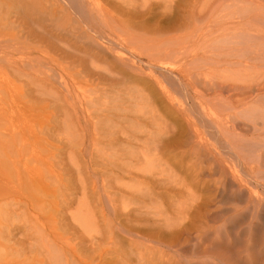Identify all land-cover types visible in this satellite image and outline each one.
I'll return each mask as SVG.
<instances>
[{"label":"bare ground","instance_id":"6f19581e","mask_svg":"<svg viewBox=\"0 0 264 264\" xmlns=\"http://www.w3.org/2000/svg\"><path fill=\"white\" fill-rule=\"evenodd\" d=\"M137 1L135 4L128 0H0V175H4L5 162L13 164L11 172L25 158L36 160L38 157L40 163L43 143L49 145L54 133L69 130V127L61 128L63 123L58 118L66 115L71 106L75 117L81 115L86 127L92 125L97 135L111 130L114 137L105 142L116 146L113 162L118 161V168H122L121 159L128 158L138 165L149 156L156 158L151 148L162 155L158 148L169 152L187 145L191 151L186 148V153L192 155V161L186 169L193 171L202 166V172L217 175V189L221 188L229 202L242 198L244 210L250 212V217L252 214L258 216L264 210V199L258 197L256 191L252 192L250 188L246 191V188L254 180L256 186L264 189V163L261 161L264 152L260 151L258 155L254 152V149L264 147V142H246L239 137V129L245 124L248 130L264 131V0H239L243 5L237 11H230L233 14L229 16L215 13L216 7L221 5L220 0H157L155 4H161L160 11L153 3L149 6L148 0ZM74 22L78 24L76 30L72 26ZM192 22H197L198 26L191 29ZM165 26L169 27L170 33L160 28ZM87 33L92 37L85 40L83 34ZM181 34L182 37L177 38ZM195 35L209 38L200 44L204 55L202 65L195 64L198 45L196 40H190ZM165 42L174 44L176 50L165 48L167 45H162ZM49 51L71 57L73 63H78L75 65L77 70L66 71L65 76L75 79L76 74L84 72L94 76L89 80L94 81L95 89L99 86L98 89L104 92H113L107 95L108 98L84 99L75 111L73 98L66 97L75 91L68 88L63 76L59 75L57 89L62 96L56 94L58 100H52L54 123L46 128L48 138H40L38 133L42 132L36 131L38 117L30 93L36 88L40 94L45 86L44 81L39 82L42 76L37 68L43 66L45 60H52ZM42 53L47 57L35 62L33 55ZM88 59L105 65V69L98 70L96 66L87 69ZM157 72L164 79L159 80ZM164 80L170 84L172 80L176 82L173 89L163 85ZM74 97L78 102L76 94ZM50 101H45L46 105ZM16 116L24 120L15 121ZM198 126L211 131L214 140L219 135L220 149L228 151L234 158L231 170L216 151L215 144L200 136ZM19 132L27 134L28 146L23 154L28 156L6 152L10 136ZM122 144H126L128 152L123 151ZM60 154L56 163L66 168L65 157ZM256 155V176L260 180L250 178L251 181L244 183L234 171L239 168L245 175L246 171H253V161L248 157ZM148 162L149 166L158 164L154 160ZM24 166L29 174L37 172L36 168ZM243 166L246 171L241 168ZM140 170L146 171L145 167L128 170L138 183L142 179L155 178L156 173L159 175L156 170L152 173H141ZM227 172H230V180ZM3 184L4 179L0 180V194L5 190L1 188ZM158 195L159 192L153 189L130 187L128 198L143 204L156 200ZM236 209L233 210L238 211ZM125 211L114 209L107 215L98 212L105 232L98 225L95 214L79 217L63 211L47 215V226L43 217L33 215V226L21 229L27 231L26 236L21 233L23 237L11 242L6 251L0 252V257L8 254L25 256L32 250L39 258L25 257L28 264H207L205 259L186 261L185 254L186 262L182 263L179 258L187 249L178 240H167L159 232H147L142 225L123 226V223H129L128 216L136 217L132 220L138 216L134 210ZM230 220L234 222L235 219ZM74 230L78 231L75 236L78 241L72 245L68 235L74 236ZM7 236L8 232L0 228V237ZM29 239L34 240L33 244ZM193 246L191 257L204 256L199 254L198 246ZM94 251H98L96 256ZM0 264L6 263L0 261Z\"/></svg>","mask_w":264,"mask_h":264},{"label":"rangeland","instance_id":"374dc122","mask_svg":"<svg viewBox=\"0 0 264 264\" xmlns=\"http://www.w3.org/2000/svg\"><path fill=\"white\" fill-rule=\"evenodd\" d=\"M128 1L135 3V0ZM148 1H150L148 3L149 6L153 3L157 11L161 10V4H155L157 0ZM137 2H140V0ZM189 4L191 5V3ZM220 4L221 5L216 7L215 13L220 12V15L227 13L229 16L233 14L230 11H237L236 9L242 6L243 2L239 0H220ZM220 17L223 19L222 16ZM73 24L72 26L74 30H76L78 24L76 22ZM160 25L162 26L163 24ZM196 26H198V23L192 22L191 29ZM160 28L166 33H170L168 26ZM150 31L154 32L152 29H150ZM83 37L86 40L92 37V34H83ZM181 37L182 34L177 38L180 39ZM94 38L108 45V43L104 42L102 39L98 37ZM207 39L199 38L198 35L190 37V40H194V42L196 40L197 42L195 43L198 45L195 64L202 65L201 58L204 57V55L203 49L200 48V44ZM62 45L65 46V44ZM162 45H167V42ZM169 47L176 50L174 44H169L165 48ZM214 51L225 53V51L220 49H215ZM49 55L52 57V60H45L46 62L44 65H39L37 68V72L42 76L39 82L44 81L45 86L40 94L37 92L36 88L30 93L32 104L36 105L35 111L38 117L36 131L42 132V134L38 133L40 138H48L46 128L49 124L51 125V123H54L52 121L54 119L55 109L52 105V100H58L55 97L56 94L62 96L57 89V86H59V75L63 76L66 82L65 85L70 89L73 88L75 91L74 93L71 91L69 95H66L67 98L69 96L73 98L76 107L75 111L79 109L80 101L96 96L108 98L107 95L113 92L111 90L104 92L98 89L99 86L96 88L98 91H96L94 81L89 80L94 78V76H90L84 72L76 74L75 79H70L65 76V72L77 70L75 65L78 63H73L71 57L65 55L61 57L57 52L49 51ZM33 57L36 62V60L41 58L43 60L46 58L47 54H34ZM231 59H234V57H231ZM86 64L87 69L95 68L94 66H96L98 70L105 69V65L98 62H91L89 59L86 61ZM145 71L148 70L145 69ZM156 75L159 80L164 79L158 72ZM162 83L167 88L173 89L176 82L172 80V84L166 81ZM1 93L2 91H0V94ZM74 94L77 95L78 102ZM47 100L51 101L46 105L45 101ZM206 102L212 103V101ZM69 107L68 113H66V115H60L58 118V121L60 120V122L63 123L61 124V128L64 129V127H69V130H64L65 132L67 131L66 133H63L64 131H57L59 133H54L53 137L49 140L52 143L49 145L43 143V149L40 151V163L37 162L39 160L37 156L35 157H37L38 160L37 158L33 160L34 158L32 157V159L30 157L27 161L25 158V160H21L17 163V166L13 168L12 172L10 168L13 164L10 162H5L4 164V175H0V180L4 179V184L1 188H3V190L5 189L4 192L0 194V228H3L4 231L6 230L8 236L4 238L0 237V252L6 251V249L10 247L11 242L15 239L23 237V233L26 236L27 231L23 232L22 230H26L28 226H33V215H40L43 217L44 222H47L45 223L47 226L49 223L47 215H57L63 211L76 214L79 217H82L83 214H95L97 216L96 220L98 225L101 230L105 232L106 229L103 227V219L98 212H104V214L106 213L107 215V213H111L112 210L116 209L121 212L122 210H126L125 212L134 210L138 214L135 220L132 219L136 217L127 215V221L129 223L125 222L123 226L136 224L139 227L142 225L145 226L147 232H159L160 234H164L167 240H178V243L187 249V253L183 251L180 256L181 258H179L182 263L187 260H193V262L198 260V262H200V259L201 261L205 259L207 264H264V210L259 212L258 216L257 214H252L250 217V212L244 210L245 203L241 200L242 198L237 199V201H241L243 204L237 203V201H232L233 203L231 201L229 202V199L226 194L222 192L221 188L217 189V175L202 172V166H199L193 171L187 170L186 165L192 161V155L186 153L188 151L186 148L191 151L190 147L187 145H185L186 148L176 147L170 149L169 152H166L165 148H158V150L162 152V155H160V153L156 154V149L151 148L150 151L155 154L156 158L149 156L147 160L138 162V165H134L128 158L121 159L122 168H118V161L113 162L116 146L105 142L108 138L114 137V135L111 134V130L107 133L97 135L93 132L92 125L86 127V124L83 123L82 116L77 114L78 116L76 118L71 106ZM90 118L94 120L93 117ZM14 120L18 121L24 119L16 116ZM244 125L245 124L241 125V130L239 129V137L243 138L246 142L250 140L264 142V131L250 128L248 130ZM38 126L44 130L41 128L39 129ZM198 131L203 139H208L215 144L216 151H219L225 165L230 166L229 169L231 170V163H233L232 161L234 158L228 151L220 149L217 142L219 141V135H217L214 140L210 135L211 131L207 130L206 127L198 126ZM60 135H63V137ZM25 136H27V134L24 135L21 132L14 137L10 136V146L6 147V152H19L21 156H28L27 154H23L25 148L28 146ZM94 137H97L96 141L93 140ZM59 138L61 140L58 141ZM56 139L57 142L55 141ZM237 146L239 148V144H237ZM122 149L124 152H128L126 144H122ZM233 150L237 151L235 148ZM260 151L264 152V147L254 149L257 155ZM58 154L65 157L66 168H63L62 164H60L61 167L56 163ZM257 155L251 158L248 157L253 161L251 162L254 167L253 171L247 172L245 166L241 168L246 171V175L239 168H236V171H234L235 176L241 177L242 182L246 183L251 181L249 180L250 178L260 180L256 176L258 169ZM151 160L156 161L158 164L156 166H149L148 164H150V162L148 161ZM243 160L247 162V159L244 158ZM261 161L264 163V158ZM37 163H39V165H37ZM24 165L36 168L37 172L30 173V175L28 171L25 172ZM59 167L60 170L64 169L66 172L61 170L63 172L60 173V170H58ZM137 167H145L146 171L140 170L139 172L141 173H152L156 170L159 172V175L156 173L155 178L147 181L141 178L142 181L138 183L135 181L136 179H132V173L128 172V170H134ZM47 168L49 170H47ZM247 174L249 176H247ZM226 176L230 180V172H227ZM130 187L153 189L158 191L159 195L156 196V200L137 204L136 199L130 200L128 198ZM247 187L246 191L250 188L252 192H257L258 197L264 199L263 187L256 186L254 180L251 181V185ZM246 191L245 193H247ZM125 193L127 195H125ZM224 195L225 198H223ZM226 199L228 201H226ZM231 207L233 209L237 207L236 210L238 211H234ZM98 217H100L99 220ZM233 218L235 219L233 220L234 222L230 220ZM251 220L253 222H251ZM74 223L78 226L76 222ZM246 225H249V227ZM74 228L77 229V227ZM79 230H81L80 227ZM77 232V230H74V236H71V234L68 235V237H70L68 241L70 243L72 242V245L78 241V239L75 238ZM4 236L6 235L4 234ZM8 238H11V240L8 241ZM30 240L32 239L28 241ZM33 242L34 240L31 241L32 244ZM69 242L68 244L70 245ZM193 245L198 246L197 249L200 252L199 254H203L204 256H201V258L199 256L191 257L192 247L194 248ZM96 253L94 254L95 256L97 255ZM28 256L31 258L33 256L39 258L34 251L31 250L30 254L27 253L25 256L21 254L1 256L0 261L6 264H28L29 260H24L25 257ZM195 257L196 259H194ZM184 258H187L186 261ZM31 263L35 264L33 262Z\"/></svg>","mask_w":264,"mask_h":264}]
</instances>
